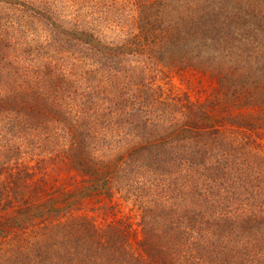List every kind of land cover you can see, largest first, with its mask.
I'll return each instance as SVG.
<instances>
[{"label": "trees", "instance_id": "obj_1", "mask_svg": "<svg viewBox=\"0 0 264 264\" xmlns=\"http://www.w3.org/2000/svg\"><path fill=\"white\" fill-rule=\"evenodd\" d=\"M233 1L0 0V264H264V0Z\"/></svg>", "mask_w": 264, "mask_h": 264}, {"label": "rangeland", "instance_id": "obj_2", "mask_svg": "<svg viewBox=\"0 0 264 264\" xmlns=\"http://www.w3.org/2000/svg\"><path fill=\"white\" fill-rule=\"evenodd\" d=\"M233 2L234 1L231 0V2L229 3H231V5L234 7ZM235 16L237 17L233 9L229 10V12L225 10H219L217 14L211 15V20L214 26L218 30L226 31L223 32V34H226L223 40L224 45H229L231 51L233 52H236V49L234 47V45L236 44V40H248L253 36L255 39H257L256 35H253L251 32H249L250 27H246L241 24L240 28H237L239 22L237 21L236 23L237 19L235 18ZM261 25H264V22L261 23ZM258 37V42L260 44H264V33H261ZM249 47L252 48L250 45ZM249 52L250 51L247 50L242 54L244 62H240V67L243 71L254 75L256 83H253V79L248 77L249 80H247L245 85V90L248 93L244 98L245 108L247 110L258 112L261 115L260 117H262V119L264 120V52L262 53V51H260L255 55ZM181 74L182 75H177L174 79L175 86L178 91L187 90L190 92L192 97H199L203 94V92L201 93V87H203L202 78H206L204 75L191 67L181 69ZM262 131L264 137V128L262 129Z\"/></svg>", "mask_w": 264, "mask_h": 264}]
</instances>
